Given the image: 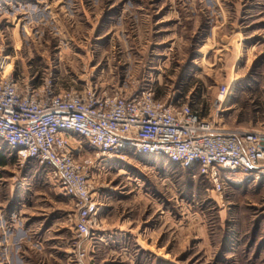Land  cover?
<instances>
[{
	"label": "rangeland",
	"instance_id": "obj_1",
	"mask_svg": "<svg viewBox=\"0 0 264 264\" xmlns=\"http://www.w3.org/2000/svg\"><path fill=\"white\" fill-rule=\"evenodd\" d=\"M6 56H9V58ZM0 60L21 85L191 103L208 117L230 86L227 128H264V0H0ZM100 211L79 238L51 170L0 144V264H264V179L217 193L163 157L98 158ZM98 175V176H97Z\"/></svg>",
	"mask_w": 264,
	"mask_h": 264
},
{
	"label": "built area",
	"instance_id": "obj_2",
	"mask_svg": "<svg viewBox=\"0 0 264 264\" xmlns=\"http://www.w3.org/2000/svg\"><path fill=\"white\" fill-rule=\"evenodd\" d=\"M0 60V144L20 162L49 168L76 209L79 238L92 233L100 211L93 188L95 166L77 160L86 140L98 158L163 157L198 173L217 193L234 176L264 179V128H227L223 123L230 86L219 88L208 117L191 103L163 102L152 88L130 95L89 89L57 90L52 81L21 85ZM2 146H0V151ZM98 176V175H97ZM84 264L85 251L79 253Z\"/></svg>",
	"mask_w": 264,
	"mask_h": 264
},
{
	"label": "trees",
	"instance_id": "obj_3",
	"mask_svg": "<svg viewBox=\"0 0 264 264\" xmlns=\"http://www.w3.org/2000/svg\"><path fill=\"white\" fill-rule=\"evenodd\" d=\"M1 159H2V158H1V156H0V163H1ZM202 178H203V177H202ZM203 180L206 181L204 178H203Z\"/></svg>",
	"mask_w": 264,
	"mask_h": 264
},
{
	"label": "bare ground",
	"instance_id": "obj_4",
	"mask_svg": "<svg viewBox=\"0 0 264 264\" xmlns=\"http://www.w3.org/2000/svg\"><path fill=\"white\" fill-rule=\"evenodd\" d=\"M7 57L9 58V56H6V58H5V59H7Z\"/></svg>",
	"mask_w": 264,
	"mask_h": 264
}]
</instances>
